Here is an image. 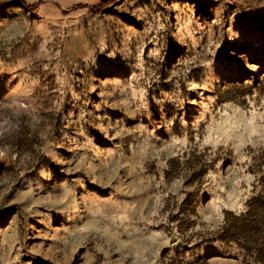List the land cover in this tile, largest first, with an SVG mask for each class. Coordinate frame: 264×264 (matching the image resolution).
<instances>
[{"label":"rangeland","instance_id":"rangeland-1","mask_svg":"<svg viewBox=\"0 0 264 264\" xmlns=\"http://www.w3.org/2000/svg\"><path fill=\"white\" fill-rule=\"evenodd\" d=\"M100 1L0 0V264H264V0Z\"/></svg>","mask_w":264,"mask_h":264},{"label":"trees","instance_id":"trees-1","mask_svg":"<svg viewBox=\"0 0 264 264\" xmlns=\"http://www.w3.org/2000/svg\"><path fill=\"white\" fill-rule=\"evenodd\" d=\"M22 5H24L23 3H21ZM110 4V0H101L98 4L97 7H104L105 5ZM29 11H34L35 10V6H25Z\"/></svg>","mask_w":264,"mask_h":264}]
</instances>
